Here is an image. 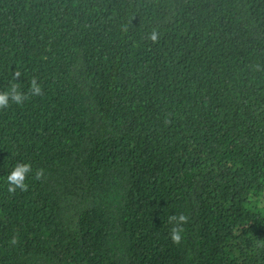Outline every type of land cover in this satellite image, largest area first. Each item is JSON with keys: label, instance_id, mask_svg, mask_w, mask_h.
<instances>
[{"label": "trees", "instance_id": "obj_1", "mask_svg": "<svg viewBox=\"0 0 264 264\" xmlns=\"http://www.w3.org/2000/svg\"><path fill=\"white\" fill-rule=\"evenodd\" d=\"M17 71L43 95L0 110V264H264V0H0Z\"/></svg>", "mask_w": 264, "mask_h": 264}, {"label": "clouds", "instance_id": "obj_2", "mask_svg": "<svg viewBox=\"0 0 264 264\" xmlns=\"http://www.w3.org/2000/svg\"><path fill=\"white\" fill-rule=\"evenodd\" d=\"M148 40L153 44L159 42V33L154 29L148 36ZM260 66H256V70H259ZM20 72H15L13 75V81L11 82L8 90L0 91V110L7 109L10 103L16 105L23 104L30 96H42L43 89L38 83L37 77H33L29 82L28 92L25 93L21 91L20 84L17 79L20 77ZM32 172V166L30 163L17 162L12 168L10 173L7 175V191L9 194L14 195L19 189L22 192L28 191V185L25 183L28 175ZM44 176V171L42 169H37L35 172V179L39 180ZM189 217L183 213L178 216H170L169 223L174 224V226L169 231V237L171 242L175 245H180L182 241V233L184 228L182 225L187 224ZM12 244L17 243L16 239L13 238Z\"/></svg>", "mask_w": 264, "mask_h": 264}]
</instances>
